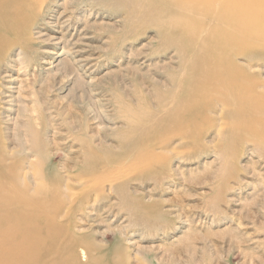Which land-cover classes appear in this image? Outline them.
Wrapping results in <instances>:
<instances>
[{
	"label": "rangeland",
	"instance_id": "rangeland-1",
	"mask_svg": "<svg viewBox=\"0 0 264 264\" xmlns=\"http://www.w3.org/2000/svg\"><path fill=\"white\" fill-rule=\"evenodd\" d=\"M43 3L28 30L30 47L13 48L0 64V150L21 152L14 123L24 137L28 123L38 125L37 112L48 115L49 127L37 126L42 137L28 130L24 145L42 139L50 164L71 183L67 199L74 196L61 211L62 235L45 252L73 240L69 254L79 264H264V55L236 60L259 85L258 99L242 92L228 109L210 93L193 109L184 135L190 143L134 145L147 124L170 115L159 100L182 68L150 7L142 0ZM49 37L68 41L62 55ZM28 52L48 54V62L23 63ZM59 67L64 77L55 85ZM170 95L174 102L177 90Z\"/></svg>",
	"mask_w": 264,
	"mask_h": 264
},
{
	"label": "bare ground",
	"instance_id": "bare-ground-1",
	"mask_svg": "<svg viewBox=\"0 0 264 264\" xmlns=\"http://www.w3.org/2000/svg\"><path fill=\"white\" fill-rule=\"evenodd\" d=\"M142 2L150 7L149 16L159 27L161 42L175 48L182 68H178L180 72L176 76L179 78L171 83V93L177 90L174 102L171 93L159 100L158 106L168 109L170 115L162 116L157 125L147 124L134 145L143 140L164 145L173 137L190 143L191 138L184 135L186 127L194 122L193 109H196L197 104L206 103L210 93L218 94L223 106L228 109L233 107L230 101L239 99L242 92L258 99L261 93L257 90L259 85L248 74V69L237 64L236 60L244 57L252 61L264 55V0ZM45 6L43 0H0V64L13 48L18 47L23 51L30 47L34 40L30 41L28 30L32 29L34 18H41ZM37 34L42 37V34ZM50 40L56 46L62 44L61 52L56 53L62 55L68 41L63 37H49V40L44 41ZM21 55L23 63L27 64L32 61L47 63L49 58L47 54L37 59L30 52ZM54 72V84L60 85L64 77L62 68ZM244 81L250 84L243 86ZM62 109L63 105L58 106L57 115L64 116ZM199 109L205 110L206 106ZM37 113L40 115L38 125L30 126L28 123L24 137L19 133L17 122L14 123L21 152L13 156L0 150V264H79L76 256L69 254L76 244L73 240H69L65 250H44L49 240H57L62 235L64 224L59 222L62 219L61 211L72 203L70 199L74 195L67 199L64 187L68 191V184L71 183L64 179L55 163L50 164L51 156L48 157L42 139L38 144H33L31 140L27 147L24 145L29 131L33 132L32 135L42 137L43 131L38 130L37 126L42 130L49 127L48 115L42 111ZM166 131L172 133L169 138L162 135ZM47 143L48 147L52 146L49 141ZM34 174L45 178V182L29 185L27 181Z\"/></svg>",
	"mask_w": 264,
	"mask_h": 264
}]
</instances>
